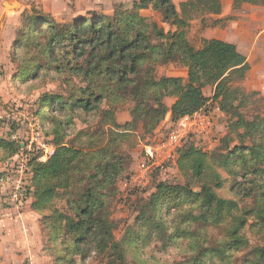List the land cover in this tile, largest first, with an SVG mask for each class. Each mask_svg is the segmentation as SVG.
I'll return each instance as SVG.
<instances>
[{"label": "rangeland", "instance_id": "374dc122", "mask_svg": "<svg viewBox=\"0 0 264 264\" xmlns=\"http://www.w3.org/2000/svg\"><path fill=\"white\" fill-rule=\"evenodd\" d=\"M139 1L143 0H0V114L13 111L18 117H34L42 125L41 138L74 146L85 158L108 147L121 161L115 172L112 167L103 168L105 161L95 168V163L89 166L80 159V171L74 172L70 188L58 187L57 195L42 211L33 208L35 197L11 205L0 185V264H264V223L252 214H244L254 206L252 198L236 195L232 190L242 181L244 171L238 176L240 170L233 172L222 166L225 154L250 142L240 137L250 122H259L264 134L263 5L243 3L233 8V0H223L220 15L194 12L185 27L195 48L202 47L206 39H222L236 44L251 65L246 79L234 84L244 94H250L248 99L242 103L241 96L239 100H229L230 105L239 107L238 112L226 111V102L213 99V89L206 92L212 99L205 108L212 115L214 129L206 137L196 136L188 142L207 154L212 168L203 180L176 163L157 169L146 186H134L131 177L143 158L145 146L170 130L167 116L151 134H145L141 125L128 132L111 129L113 122L122 125L131 120L134 102L104 85L103 102L96 112L71 114L68 106L49 111L48 98L60 97L70 103L82 97L88 82L85 75L75 71L77 61L83 63V58L75 60L65 43L53 45L45 27L31 32L33 25L43 18L65 25L82 19L113 17L116 13L125 15ZM183 1L173 0L178 11ZM140 14L166 31L175 30L152 4L141 9ZM23 69H27L25 74L21 73ZM186 69L177 62L158 65L155 77L181 75ZM164 101L169 107L174 97L167 96ZM12 155L11 150L0 147V173ZM260 167L253 163L250 171ZM108 174L113 175L114 183H108ZM205 182L217 196L236 200L239 209L215 224L201 219L204 211L199 201L185 200L164 209L158 221L150 203L159 185L188 186L199 192ZM91 189L99 193L100 216L109 223L117 247L113 242L105 248L98 246L88 250L83 258L74 250V237L65 217H74L70 201ZM242 217L247 223L239 232L243 244L237 245L231 230Z\"/></svg>", "mask_w": 264, "mask_h": 264}, {"label": "trees", "instance_id": "16d2710c", "mask_svg": "<svg viewBox=\"0 0 264 264\" xmlns=\"http://www.w3.org/2000/svg\"><path fill=\"white\" fill-rule=\"evenodd\" d=\"M243 3L264 6V0H233L232 7L239 8ZM150 4L162 11L164 21L175 26V30L166 31L140 14V10ZM180 6L178 11L173 0H143L135 2L132 11L125 15L116 13L113 17L82 19L78 23L65 25L47 18L39 19L31 32H38L45 27L53 45L62 43L64 46L65 43L70 46V55H74L75 60L83 58L82 62L85 63L84 65L78 60L79 65L75 71L85 75L88 82L82 91V97L72 99L70 103L60 97L48 98L49 111L56 112L68 106L71 114L78 111L86 114L96 112L103 102L104 85L108 90H115L134 102L130 121L122 125L114 122L110 124L111 129L123 132L138 130L141 125L145 134H151L169 112L172 121H176L205 108L212 100L204 94V88L207 86L214 87L213 99L226 102V111L238 112L239 107L230 105L229 100H239L241 96L242 103V100L245 102L250 95L244 94L242 89L234 85L246 79L251 69L248 57L236 44L217 38L206 39L202 47L195 48L190 43L185 29L193 19L194 12L204 11L220 15L223 0H185ZM171 62L187 67L188 78L167 76L157 79L156 67ZM26 70H21V73L25 74ZM99 81H102V84ZM167 96L176 98L169 107L164 101ZM38 124L41 129L42 125ZM259 134L262 135L261 138L258 137ZM263 136L260 123L250 122L245 132L240 134L243 141L248 138L250 142L248 145L235 146L231 153L225 154L222 165L231 168L233 172L240 170L238 176L244 171L242 181L232 190L236 195L252 198L255 204L244 214H252L261 223H264ZM187 144L188 142L181 148L177 164L180 163L182 168H189L193 175L203 180L212 168L207 162V154L193 143ZM55 145L56 153L50 160L32 164V176L29 180L31 195L28 200L31 197L36 198L33 208L37 211L47 208L57 195L58 187L70 188L74 172L80 171V159L89 163V166L95 163V168L105 161L103 168L112 167L115 172L118 171L117 164H121L118 155L108 147L96 151L88 159L74 146L59 141ZM0 147L8 148L15 155L20 151L21 144L0 135ZM253 163L261 167L250 171ZM106 178L109 179V184L115 182L112 174H108ZM208 184L205 182L199 192L188 186L159 185L150 203L155 217L159 221L164 209L185 200H192L199 201L202 205L204 212L200 215L201 219L215 224L224 221L239 209L238 202L217 196ZM70 205L74 217H65L66 226L73 234V246L78 254L86 258L88 250L90 252L98 246L105 248L112 242L114 247H117L109 223L100 216L102 202L95 189L88 190L75 201H70ZM62 217L63 215H59V218ZM238 221L239 224L231 233L235 238L234 242L242 245L243 239L239 232L247 220L242 217V220ZM261 256L264 257V249L261 250Z\"/></svg>", "mask_w": 264, "mask_h": 264}, {"label": "built area", "instance_id": "2783aa9c", "mask_svg": "<svg viewBox=\"0 0 264 264\" xmlns=\"http://www.w3.org/2000/svg\"><path fill=\"white\" fill-rule=\"evenodd\" d=\"M16 115L13 111L7 115L0 114V130L11 141L21 144L20 151L4 164V170L0 173L4 198L11 205L23 203L30 197L29 180L33 162H47L57 149L55 144L41 138V129L34 117ZM214 126L207 108L174 121L167 133L145 146L143 158L131 177L132 184L146 186L151 174L157 169L177 163L180 150L187 142L196 136L206 137Z\"/></svg>", "mask_w": 264, "mask_h": 264}, {"label": "crops", "instance_id": "0c3cea01", "mask_svg": "<svg viewBox=\"0 0 264 264\" xmlns=\"http://www.w3.org/2000/svg\"><path fill=\"white\" fill-rule=\"evenodd\" d=\"M175 76H177V77H182V78H184V79H187L188 78V69H186V70H184V71H182V73H181V75H175ZM174 76V77H175ZM214 90V87L213 86H207L206 88H204V94L206 95V92L208 91H213ZM207 96V95H206ZM175 99L176 98H174V101H175ZM173 101V102H174ZM173 102L169 105V106H171L172 104H173ZM171 113L169 112V114L167 115V120H166V124H168L167 126H168V128L169 127H171V125L173 124V122L174 121H171ZM165 124V123H164ZM0 135H1V132H0Z\"/></svg>", "mask_w": 264, "mask_h": 264}]
</instances>
